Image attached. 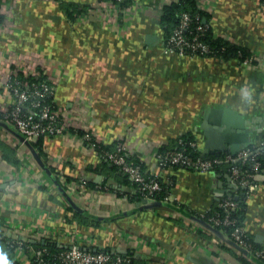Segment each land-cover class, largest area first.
Returning <instances> with one entry per match:
<instances>
[{
  "label": "crops",
  "instance_id": "1",
  "mask_svg": "<svg viewBox=\"0 0 264 264\" xmlns=\"http://www.w3.org/2000/svg\"><path fill=\"white\" fill-rule=\"evenodd\" d=\"M63 1L89 8L73 20L58 0H0V105L11 101L7 78L38 67L70 122L65 136H47L39 147L0 118V235L68 245L77 234L83 248L130 252L133 264H245V253L202 218L224 197H242L229 172L163 167L157 153L183 136L203 153L209 142L242 148L264 137L260 0H198L212 31L252 51L254 65L166 54L161 15L173 0H136L122 24L90 10L95 0ZM77 130L107 145L125 144L147 172L170 181L173 202L140 204L126 174ZM66 177L83 185L78 199L61 185ZM255 181L257 190L243 198V223L264 250V171ZM6 246L0 249L8 252ZM10 252L0 254L8 264H33L32 247Z\"/></svg>",
  "mask_w": 264,
  "mask_h": 264
},
{
  "label": "built area",
  "instance_id": "2",
  "mask_svg": "<svg viewBox=\"0 0 264 264\" xmlns=\"http://www.w3.org/2000/svg\"><path fill=\"white\" fill-rule=\"evenodd\" d=\"M123 1L125 0H95L90 10H93L97 15H104L113 18V20L117 19L122 24L121 19L133 10L135 4L134 2L131 5L122 6L121 2ZM193 19L187 12L180 16L178 26L163 42L164 52L177 53L187 57L211 54L212 49L203 40L209 25L198 23L195 28L191 29ZM210 57L220 58L218 55ZM238 60L245 65L249 63L254 65L256 62L255 55L244 58L243 61ZM262 66L264 68V64ZM19 71L21 70L14 71L4 83V88L11 101L9 104L0 105L1 121L13 127L28 144H35L41 136H65L70 122L68 116L58 108H54L55 99H50L55 96V86L47 79L40 83L20 80L18 78ZM22 71L25 75L32 74L36 77L40 75L37 69L29 68ZM92 136H94V132L86 133L82 138L91 140ZM95 141L101 142L96 136ZM90 145L94 147L95 143ZM129 151L130 149L125 144L119 143L115 151H107L104 156L106 155L107 159L119 165L121 170L137 184L136 191L142 194L143 199H155L156 193L164 189L159 176L151 173L148 175L147 171H144L139 164L129 160ZM205 154L191 156L184 150L174 148L167 152H158L157 158L163 167L182 166L198 171H228L231 181L241 188L243 195L241 198L240 196L235 198L232 195L224 197L217 204L219 210L209 216V221L204 220L209 225L218 228L225 239L234 241L246 250L247 255L251 258H264V250H256L253 247L245 226L237 224V219L232 217V212L239 206V200L251 195L258 188L255 178L258 173L264 171V137L257 144L245 145L235 153ZM61 183L71 197L77 199L80 197L83 185L68 182L66 178H62ZM167 184L170 185V181ZM163 202H173L170 191L164 196ZM206 215L203 214L202 217L205 218ZM224 226H233L232 232L227 234L223 229ZM76 235H72L68 248L56 253L47 252L46 248L33 249L31 258L35 264H52L54 261L63 264H129L133 257L128 252H109L105 249L89 251L77 244ZM7 243L13 247L18 246V249L30 246L29 241L14 238L8 240ZM47 257L54 258V261H50ZM8 263L10 262L4 261V264Z\"/></svg>",
  "mask_w": 264,
  "mask_h": 264
},
{
  "label": "trees",
  "instance_id": "3",
  "mask_svg": "<svg viewBox=\"0 0 264 264\" xmlns=\"http://www.w3.org/2000/svg\"><path fill=\"white\" fill-rule=\"evenodd\" d=\"M58 2H59V5H60V9H62L73 20L77 19L79 16H83L87 12V10L89 8V5H74L73 7H71L70 5L66 4L63 0H58ZM134 2H135V0H125V1L121 2V5L122 6H128V5L133 4ZM260 2H261V4L264 7V0H260ZM162 10L163 11H162V15H161V24L163 26L164 35H165V39L164 40L168 39V37L171 36V34L173 33L174 29L179 24L180 16L183 13L187 12L194 18L191 21V29L195 28L198 23H203V24L209 25V27H208V29L206 31V34L203 37V40L209 44L210 48L212 49V52H211V54L204 55V56L210 57V56H213V55H218L223 60H225V59H240V60L243 61L244 58H250L251 56L254 55L253 52L250 51L245 46L237 44V43H235L233 41H230V40H227V39H223L219 35H216L212 31V26H211V23L209 21V13L199 6L198 0H174L171 3H168V4L164 5ZM196 17H198V18H196ZM2 19L3 18L0 15V23H1ZM166 54L180 56L177 53H166ZM180 57H187V56H180ZM37 70H39V72H40V75L38 77H36V76H34L32 74L25 75V73L23 71H21V72H18V78L20 80H28L29 82H38V83L46 81V79H47L46 77L47 76H46V73H45L44 69H40V68L37 67ZM50 99H54V97L50 98ZM53 105H54V108H58L56 103H54ZM0 118H1V116H0ZM77 133H79L81 136H83L86 133H90V131L77 130ZM48 136L55 137L53 135H48ZM45 137H47V136H41L39 138V140L34 145L40 147V144H41V142L43 141V139ZM192 141H193V139L188 138V136H183L180 139H178L176 141V143L173 144V145H163V146H161L160 149H159V152H167L170 149L176 148V149H179V150H184L185 153H189L191 156L204 155L205 153L203 154V152L198 151L197 147L192 143ZM86 142L88 144L95 143L94 149L103 158H106V155L104 156V153H106L107 151H115L116 148H117V145L119 144L118 143V144L115 145V143H114L112 145H107V144H104L102 141L101 142H96L95 141V136H92L91 140L90 139H86ZM40 153L42 154V151H40ZM211 155H214V154H211ZM129 160H132V161H134V163L139 164L141 166V168L144 171H146L144 169L143 163L141 161H139L140 160L139 157L131 155ZM112 163H113L114 170H119V171H121L123 173V171L121 170V167L119 165L115 164L114 162H112ZM175 167H178V166H175ZM146 173L148 175H150L149 172H146ZM126 176L129 178L128 175H126ZM57 180L59 182L58 178H57ZM66 180L68 182L72 181V179H70L69 177H66ZM159 180H160L162 186H164V189H163V191H160V192L156 193V198L158 200H160V201H164V196L168 193L171 185L167 184L160 177H159ZM131 182L133 183V185L136 188L137 184L134 181H132V180H131ZM135 193L136 194H133V195L138 196L139 199L142 198V194L140 192L136 191ZM238 205H239L238 208L235 211L232 212V217L237 219V224H241V225L244 226L243 218L245 216V207H246L244 199H240ZM70 209L73 210L72 206L70 207ZM218 210H219L218 205H215L214 208L207 213L205 218H203V217L202 218L207 220V221H209L208 220L209 216H211L212 214H214L215 211H218ZM75 214L79 215V212L77 210H75ZM186 215L189 216V215H191V213L187 212ZM81 216L82 215H79V218H81ZM96 223L98 224V222H96ZM96 223H95V225H97ZM223 229H224V231L227 234H230L232 232V230H233V226H224ZM250 239H251V242L253 244V247L256 250L257 249H261V248L257 247L254 244L252 238H250ZM8 240H12V239L6 237L5 235L0 236V245H3V243H6L7 244L6 248L8 250V252H3V249H0V254H3V255L4 254L5 255L6 254H11L12 252H10V251H13V250L18 248V246H14L13 247V246L9 245L7 243ZM28 244L30 245L29 247H32V252H33V249L36 250V249L46 248L47 252L56 253V252H60L61 250L69 247L66 244H60V243L55 242V241L54 242L46 241L44 243L40 242V243H35V244H32V243H28ZM24 249H26V248H24ZM104 249L109 251V252H114L110 248H104ZM87 250L94 252V251H98L100 249H97V250L87 249ZM115 252H117V251H115ZM128 254L130 255L131 253L128 252ZM240 257H241V259L243 260V262L245 264H253V262L254 263L258 262L259 264H264V258H251V257H249V256H247L245 254H241ZM47 258L50 261H54V258H52V259L49 258V257H47ZM31 260H32L33 264H35V262L33 261V258H31ZM134 262H136L135 259L133 257H131V261H130L129 264H133ZM52 264H63V263H60L59 261H57V262L54 261V262H52Z\"/></svg>",
  "mask_w": 264,
  "mask_h": 264
},
{
  "label": "water",
  "instance_id": "4",
  "mask_svg": "<svg viewBox=\"0 0 264 264\" xmlns=\"http://www.w3.org/2000/svg\"><path fill=\"white\" fill-rule=\"evenodd\" d=\"M155 39V35H149L148 37H147V43H151V42H153V40ZM209 110H211V109H207V111H209ZM214 111H217V110H212V112H214ZM216 113V112H215ZM4 123V122H3ZM5 125H7L6 123H4ZM208 134L209 135H211V133H209L208 132ZM209 150L208 151H206L205 153L206 154H215L216 152H218V151H227V152H232V153H235V152H237L238 150H240V148H241V146L238 144V145H231V146H223V145H219V146H217V145H213V142H209ZM236 198H237V196H235ZM147 202H148V200L147 199H143L142 201H141V203L140 204H147ZM212 231H214V232H216V233H218L222 238H224L223 237V235H222V232L218 229V228H215V227H213V226H211V225H209L207 222H204ZM225 239V238H224ZM225 240H227L228 242H230V243H232L235 247H237V248H239L240 250H242L243 251V253H245V254H247V251L246 250H244L242 247H240L238 244H236L234 241H232V240H228V239H225Z\"/></svg>",
  "mask_w": 264,
  "mask_h": 264
},
{
  "label": "clouds",
  "instance_id": "5",
  "mask_svg": "<svg viewBox=\"0 0 264 264\" xmlns=\"http://www.w3.org/2000/svg\"><path fill=\"white\" fill-rule=\"evenodd\" d=\"M0 264H4V259L2 256H0Z\"/></svg>",
  "mask_w": 264,
  "mask_h": 264
}]
</instances>
